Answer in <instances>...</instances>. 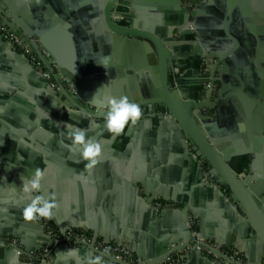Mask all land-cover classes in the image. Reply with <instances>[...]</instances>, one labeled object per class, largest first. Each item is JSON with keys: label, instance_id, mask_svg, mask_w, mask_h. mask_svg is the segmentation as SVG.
Segmentation results:
<instances>
[{"label": "crops", "instance_id": "crops-1", "mask_svg": "<svg viewBox=\"0 0 264 264\" xmlns=\"http://www.w3.org/2000/svg\"><path fill=\"white\" fill-rule=\"evenodd\" d=\"M84 35L91 44L88 30ZM178 41L179 51L185 56L181 69L193 67L195 55L191 42L184 37ZM12 51L10 45L0 41V264H11L15 256L8 241H23L27 250L42 252L51 240L48 228L59 234L81 231L107 243L125 245L134 254L136 264H146L164 253L172 237L175 243L170 250L178 247L177 243L192 244L195 231H199L222 249L238 255L244 264H259L261 241L251 237V227L235 207L223 200L216 189L201 183L199 167L189 155V143L186 144L175 122L155 115L143 116L136 125L129 124L112 142L105 143L113 135L100 127L104 123L101 120L95 126H91L93 120L85 115L54 121L52 118L60 113L51 104L50 93L36 98L34 72L30 71L25 78L22 66L27 63ZM172 64L180 67L175 58ZM136 70L111 71L114 77L109 73L100 82L95 80L100 73L87 71L85 86L79 87L86 93L99 95L103 82L109 80V89H113L116 80L123 95H139L141 90L146 93L154 84L153 73ZM69 72V77L77 76ZM171 72L175 80L181 81L182 86L176 90L183 101L189 100L198 90V81L205 79L200 71ZM220 86L221 82L217 81L216 89ZM196 97L204 99L201 92ZM65 101L61 97L59 107L65 106ZM225 122L216 125L227 136L219 143L221 149L232 143ZM67 123L88 129L89 136L102 145L100 161L92 169H86L87 162L78 150L65 146L71 143L65 128ZM21 165L27 174L17 169ZM37 168L44 170L43 194L54 192L59 203L56 217L47 220V226L41 220L26 221L22 212L26 200L19 191H12V186L20 190L21 177L30 178ZM190 218L193 225L189 224ZM13 233L19 238L13 237ZM74 246H56L48 259L43 257L35 264H75L68 252L76 249ZM187 248L179 264H232L217 255L208 256ZM77 250L82 257L89 253L85 246ZM104 260L108 264L106 257Z\"/></svg>", "mask_w": 264, "mask_h": 264}, {"label": "water", "instance_id": "water-1", "mask_svg": "<svg viewBox=\"0 0 264 264\" xmlns=\"http://www.w3.org/2000/svg\"><path fill=\"white\" fill-rule=\"evenodd\" d=\"M187 1L194 5V9L188 3L183 4V0H36V3L31 0H0V20L40 55L49 79L11 42L1 37L0 41L10 45L21 61H26L27 66H22L25 78L27 73L34 72L38 87L36 98L50 93V102L60 113L52 118L54 121L64 122L65 117L85 115L93 120L94 125L98 120L105 122V116L94 105V94L79 87L80 84L85 86L87 71L100 73L95 77L97 82L104 80L109 73L114 77L111 71H131L115 58L117 38L136 39L150 46L158 64L157 75L151 71L157 81V85L154 83L151 87L154 89L151 95H145L143 90L139 95H123L119 92L118 81L113 80L115 87L109 89L111 82L107 80L102 83L101 93L95 94L96 99L127 96L141 105L145 117L155 115L175 122L185 136L186 144L189 143V155L199 167L201 183L204 187L216 189L223 200L235 207L251 227V237L261 241L262 253L258 263L262 264L264 0ZM86 30L93 41L91 44L87 43L89 38L84 35ZM187 31L190 35L185 36ZM183 37L191 42L195 61L193 67H185L181 71H200L205 78L198 81L197 92L194 91L187 101L180 98L176 89L182 86L181 81L175 80L171 72V60L177 54L172 44L179 43L178 39ZM40 48L50 58L43 55ZM204 60L208 64L206 73L202 69ZM69 71L77 76L69 77ZM219 73L221 75L217 77ZM217 81L221 86L216 89ZM199 92L204 99L197 100ZM61 97L66 98L62 108L59 107ZM35 99L32 101L37 102ZM223 121H226L227 135L232 143L221 149L219 143L227 136L216 125ZM114 137L116 135L104 140L105 143L112 142ZM203 165L210 169V177H205ZM17 169L27 174L23 165ZM161 211L164 214L163 209ZM12 236L19 238L15 233ZM174 243L175 237H172L171 245L167 247L169 251L166 249L146 264H160L192 245L177 243L178 247L170 250ZM7 244L12 246L15 254L11 264H35L27 258L32 256L26 243L8 241ZM81 246L77 243L74 247L79 249ZM85 247L93 255L101 252L93 246ZM55 248L45 255V260ZM213 253L228 263H236L219 250H213ZM105 257L108 264H127L109 254Z\"/></svg>", "mask_w": 264, "mask_h": 264}, {"label": "clouds", "instance_id": "clouds-1", "mask_svg": "<svg viewBox=\"0 0 264 264\" xmlns=\"http://www.w3.org/2000/svg\"><path fill=\"white\" fill-rule=\"evenodd\" d=\"M92 99L97 110L104 113L105 122L103 126L112 135L122 134L129 124L136 125L144 116L141 105L127 96H111L97 100L94 94ZM65 128L67 138L71 141L69 145L65 146L69 150H78L82 159L87 162L86 169H92L100 161L102 145L89 136L88 129L71 123H67ZM20 159L22 161V158ZM12 166H16V164ZM21 179L23 181L22 188L17 190L15 186H12V191H19L26 200V204L22 209L24 219L26 221L54 219L59 209V203L54 192L43 194L44 170L37 168L30 178L21 177ZM108 251V249H104L96 255L89 252L83 257L77 249L68 252L74 257L75 264H105L104 257Z\"/></svg>", "mask_w": 264, "mask_h": 264}, {"label": "built area", "instance_id": "built-area-1", "mask_svg": "<svg viewBox=\"0 0 264 264\" xmlns=\"http://www.w3.org/2000/svg\"><path fill=\"white\" fill-rule=\"evenodd\" d=\"M183 4H187V3L183 2ZM191 6L192 4H189V7ZM0 37L3 38L5 41L11 42L20 53L26 55L29 58L32 65L37 70H39V72L43 73L47 77V79L50 78L49 74L46 71V67L44 63L41 61L40 55H38L35 51H33L31 47L26 42H24L20 36L15 34L12 31V29L8 25L4 24L1 20H0ZM40 49L43 55L50 58L48 53L45 50H43L42 48ZM204 72L206 73V70ZM194 156L198 158L196 153L194 154ZM203 167L205 170V177H210L209 175L210 169L206 165H203ZM43 224L45 226L48 225L47 219L43 220ZM189 224L191 225L194 224V221L191 218L189 220ZM48 233L51 237V242L49 243L48 247L45 248L41 253L30 251V254L32 257L30 258L27 257L30 261H34L37 259L39 260L45 257V255L50 253L52 248H54L55 246H73L79 243V244H82L83 246H93L96 249L100 250L101 252L104 249H108L109 251L107 254L111 255L115 259L124 261L127 264H136L134 254L131 253V251L125 245L107 243L102 240H98L94 238L92 235L88 233L81 232V231H68L66 233L59 234V233H55L53 230L48 228ZM191 248L199 252H202L205 255L214 256V257H217V256L215 253H213V250H219L226 257L235 261L236 263H243V260L238 255H235L234 253L228 250L222 249L213 240L206 239L199 231H195L193 243L187 249H191ZM184 250L186 249H183L179 251L178 253L169 256L160 264H179L181 263L184 260Z\"/></svg>", "mask_w": 264, "mask_h": 264}, {"label": "bare ground", "instance_id": "bare-ground-1", "mask_svg": "<svg viewBox=\"0 0 264 264\" xmlns=\"http://www.w3.org/2000/svg\"><path fill=\"white\" fill-rule=\"evenodd\" d=\"M177 43L178 42L172 44V47H175L173 49H175L177 53H179L178 51L180 46ZM115 52L117 58L121 62H123L128 69L130 70L138 69V71H153L154 76L157 75L158 64L155 55L151 47L147 46L143 42L138 41L136 39L127 40L124 38H117L115 45ZM173 65L175 64H172V60H171L172 68ZM155 78H154V83L157 85V81L155 80ZM153 90H154L153 88H150V90L146 92L145 95H151Z\"/></svg>", "mask_w": 264, "mask_h": 264}, {"label": "rangeland", "instance_id": "rangeland-1", "mask_svg": "<svg viewBox=\"0 0 264 264\" xmlns=\"http://www.w3.org/2000/svg\"><path fill=\"white\" fill-rule=\"evenodd\" d=\"M179 55V56H178ZM185 56H184V52L183 51H179V53H177L173 58H175L176 59V62H178V65H180V68H178V66L177 65H173V68H172V70L173 71H177V68H178V71H181L182 69H181V65H182V62H183V58H184ZM185 59V58H184ZM204 63H205V60H204ZM177 67V68H176ZM174 68H176V70L174 69Z\"/></svg>", "mask_w": 264, "mask_h": 264}, {"label": "flooded vegetation", "instance_id": "flooded-vegetation-1", "mask_svg": "<svg viewBox=\"0 0 264 264\" xmlns=\"http://www.w3.org/2000/svg\"><path fill=\"white\" fill-rule=\"evenodd\" d=\"M183 2H186V3H188V1L187 0H183ZM189 4V3H188ZM191 9H194V5L192 4V6L190 7ZM191 30V29H190ZM206 60V59H205ZM206 62V61H205ZM203 71H207V69H208V65L206 64V63H203Z\"/></svg>", "mask_w": 264, "mask_h": 264}, {"label": "trees", "instance_id": "trees-1", "mask_svg": "<svg viewBox=\"0 0 264 264\" xmlns=\"http://www.w3.org/2000/svg\"><path fill=\"white\" fill-rule=\"evenodd\" d=\"M43 220H44V219H41V221H42V222H43ZM40 253H41V251H40ZM40 261H41V259H39L38 261H37V260H35V261H33V262H35V263H36V262H40Z\"/></svg>", "mask_w": 264, "mask_h": 264}]
</instances>
